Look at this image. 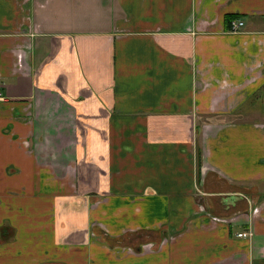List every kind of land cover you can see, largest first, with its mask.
<instances>
[{
  "label": "crops",
  "instance_id": "0c3cea01",
  "mask_svg": "<svg viewBox=\"0 0 264 264\" xmlns=\"http://www.w3.org/2000/svg\"><path fill=\"white\" fill-rule=\"evenodd\" d=\"M0 96V264H264V0H0Z\"/></svg>",
  "mask_w": 264,
  "mask_h": 264
},
{
  "label": "built area",
  "instance_id": "2783aa9c",
  "mask_svg": "<svg viewBox=\"0 0 264 264\" xmlns=\"http://www.w3.org/2000/svg\"><path fill=\"white\" fill-rule=\"evenodd\" d=\"M242 25H243V23L240 22V21L233 22L231 24V32H237ZM0 100H2V97L1 96H0ZM248 235H249V233L247 232V233H239L236 236L238 238H242V237H246Z\"/></svg>",
  "mask_w": 264,
  "mask_h": 264
},
{
  "label": "trees",
  "instance_id": "16d2710c",
  "mask_svg": "<svg viewBox=\"0 0 264 264\" xmlns=\"http://www.w3.org/2000/svg\"><path fill=\"white\" fill-rule=\"evenodd\" d=\"M235 18H237L236 15H226L224 20H225V23H231V21L234 20Z\"/></svg>",
  "mask_w": 264,
  "mask_h": 264
}]
</instances>
